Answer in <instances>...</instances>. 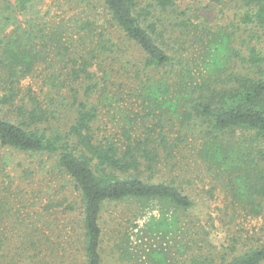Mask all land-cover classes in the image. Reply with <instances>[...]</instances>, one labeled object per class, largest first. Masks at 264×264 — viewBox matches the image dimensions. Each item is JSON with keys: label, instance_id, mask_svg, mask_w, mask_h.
<instances>
[{"label": "trees", "instance_id": "trees-1", "mask_svg": "<svg viewBox=\"0 0 264 264\" xmlns=\"http://www.w3.org/2000/svg\"><path fill=\"white\" fill-rule=\"evenodd\" d=\"M34 1H6L0 10V147L30 158L51 157L55 168L72 183L80 198L82 264H104L100 226L104 206L132 201L140 202L144 208L145 203H158L159 220L155 229L147 228L154 234L178 231L180 215L193 207L191 198L174 180L152 182L146 176L156 175L164 158L162 152L166 153L165 161L172 158L178 140L181 141L167 139L161 125L164 122L186 124L189 132L197 128L202 139L198 156L208 172L221 179L230 204L251 217L264 212V57L254 45L246 46L243 54L230 45L234 32L208 31L202 23H193L189 10L178 11L176 0H151L146 8H139L137 0H91L103 8L108 23L139 48L141 71L155 77L145 75V81L140 83L141 93L136 96L147 113L139 121L129 119L127 126L122 127V141L97 140L92 125L98 118V108L75 94L69 104L63 98H51L43 107L33 97L28 104L19 97L20 103L16 104V86L31 74L46 52L53 53L74 77L86 80L85 96L92 88L100 87V81H94V73L87 70L92 57L70 56L64 36L58 33L62 27L57 26L55 33L52 29L47 31V24L36 19ZM232 1L241 10L238 28L231 25L232 29H249L253 38L258 37L257 31L264 33V0ZM16 15L24 20L16 22ZM167 16L174 17L169 27L160 24ZM92 25L91 21H77L74 30L88 33ZM189 44L200 47L204 56L201 67L206 73L199 69L193 72L194 57L180 53V46L187 52ZM101 50L112 52L111 46H101ZM233 63L241 68L227 74ZM161 70H165L164 74ZM169 73L174 76L171 81ZM106 77L104 74L101 82ZM63 108L70 114V118L64 116L68 122L65 130L54 126L59 122L58 116L63 115ZM244 133L247 136L242 138ZM7 240L0 234V264H16L15 256L19 257L18 264L33 263L25 245L21 247L22 256L8 254ZM115 247L119 258L132 261L134 253L128 244L119 242ZM47 256L48 253L34 255L39 257L38 264H49ZM157 258L158 264H168L163 250ZM189 260L199 261L194 257ZM220 264H264V242L223 259Z\"/></svg>", "mask_w": 264, "mask_h": 264}, {"label": "rangeland", "instance_id": "rangeland-1", "mask_svg": "<svg viewBox=\"0 0 264 264\" xmlns=\"http://www.w3.org/2000/svg\"><path fill=\"white\" fill-rule=\"evenodd\" d=\"M6 1L14 2L0 0V10ZM137 2L139 8H146L151 0ZM33 4L36 19L47 24V31L52 29L55 33L57 26L62 27L63 30L58 33L64 36L63 41L66 42L65 47L70 48V56L92 57L87 70L94 73V81H100V87L92 88V92L85 96L86 80L82 76L74 77L69 68L60 65L53 53L46 52L31 74L16 86L19 90L16 104L20 103L19 97L27 104L29 98L33 97L43 107L51 98H63L69 104L70 97L75 94L98 108V118L92 125L95 138H110L119 143L122 141V127L127 126L129 119L139 121L147 113L136 96L145 75H150L144 74L139 67L141 51L108 23L103 8L96 2L35 0ZM175 4L178 11L189 10L193 23H202L208 31L234 32L230 45L243 54L246 46L254 45L264 57V33L257 31L258 37L253 38L249 29H236L241 10L234 1L176 0ZM173 19L172 16L164 17L160 24L169 27ZM23 20L21 15H16V22ZM77 21H91V30L78 34L74 30ZM231 25L236 27L232 29ZM166 42L171 46L176 45L169 39ZM101 46H111L112 52L102 51ZM175 49L179 50V47L175 46ZM180 53L183 57H194L193 72L199 69L206 73L201 67L204 56L198 45L189 44L187 52H183L180 46ZM51 61L54 64L50 65ZM230 67L227 74L241 68L234 63ZM164 71L160 73L164 74ZM104 74L107 77L101 82ZM168 75L171 81L173 73ZM196 75L199 76V73ZM150 77L155 78L154 75ZM53 105L57 108L55 103ZM60 110L63 115L58 116L59 122L54 126L65 130L68 122L64 116L68 118L70 114L67 108ZM6 112L3 111L1 115ZM161 125L169 141H181L178 140V148L173 150L172 158H168L167 162L166 153L162 152L164 158L157 167L156 175L146 173V176L149 175L152 182L174 180L191 198L193 207L180 215L178 231L154 234L147 228L155 229L159 220L158 203H145L144 208L140 202L132 201L104 206L100 213L104 264H121L118 260L124 264H158L157 253L160 250L167 254L168 264H220L221 260L237 256L264 242V212L258 217H251L230 204L223 190V182L213 172H208L198 156L202 143L200 131L194 128L189 132L186 124L175 120ZM244 134L242 138L247 136ZM54 165L51 157L30 158L0 147V234L8 238V254L15 252L22 256L21 247L25 245L26 254L34 258L32 264L39 263V257L35 258L34 255L40 253H48L46 259L49 264H82L80 198L72 183ZM70 206L74 209H69ZM181 231L184 233L180 234ZM119 242L123 246L128 244L129 251L134 253L132 261L127 263L119 258L120 252L115 247ZM190 257L199 261L190 263ZM14 260L16 264L19 263L18 256Z\"/></svg>", "mask_w": 264, "mask_h": 264}]
</instances>
